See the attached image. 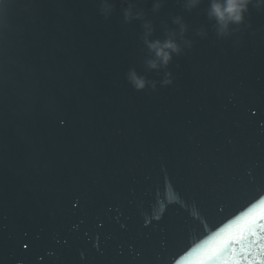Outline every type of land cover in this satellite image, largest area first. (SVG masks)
<instances>
[{
  "label": "water",
  "instance_id": "water-1",
  "mask_svg": "<svg viewBox=\"0 0 264 264\" xmlns=\"http://www.w3.org/2000/svg\"><path fill=\"white\" fill-rule=\"evenodd\" d=\"M107 2L0 0V264H200L224 238L264 259V221L235 240L264 213V7L218 37L209 0ZM176 16L190 47L149 69L143 23Z\"/></svg>",
  "mask_w": 264,
  "mask_h": 264
},
{
  "label": "clouds",
  "instance_id": "clouds-1",
  "mask_svg": "<svg viewBox=\"0 0 264 264\" xmlns=\"http://www.w3.org/2000/svg\"><path fill=\"white\" fill-rule=\"evenodd\" d=\"M200 2L201 0H184V8L186 10L194 9ZM249 6L257 9L262 8L264 7V0H209L206 16L213 23L216 35L218 37H226L230 35L232 26H239L244 23L245 15L249 12ZM159 8L160 4L158 2L153 4L154 11ZM101 11L104 15L110 14L112 5L107 0H102ZM123 16L125 22H130L132 20H141L143 13L135 10V6L131 2H128L127 6L123 8ZM172 23L177 26L176 29L166 32L163 40L150 39L153 34V26L147 21L143 23L144 33L142 40L150 56L146 60V65L149 69H166L172 61L173 56L181 54V42L190 47V42L183 39L187 29L182 17H174ZM197 35L203 36L205 33L198 32ZM127 78L137 91L144 90L149 84L153 90L156 87L155 82L147 81L144 77L139 76L135 70H130ZM171 83V73L165 72L161 85L168 86Z\"/></svg>",
  "mask_w": 264,
  "mask_h": 264
},
{
  "label": "snow or ice",
  "instance_id": "snow-or-ice-1",
  "mask_svg": "<svg viewBox=\"0 0 264 264\" xmlns=\"http://www.w3.org/2000/svg\"><path fill=\"white\" fill-rule=\"evenodd\" d=\"M264 221V213L260 216H251L246 221V226L242 227L239 234L235 237V240L243 242L247 238L256 236L254 227L256 221ZM253 246H259V254L264 256V236L258 237L256 240L252 241ZM207 259L201 260L200 264H242L240 259H237L235 248L233 247L232 238H224L218 242V244L213 247L206 254ZM249 256H252L251 250L248 253ZM248 264H264V259L259 261L255 259H250Z\"/></svg>",
  "mask_w": 264,
  "mask_h": 264
}]
</instances>
